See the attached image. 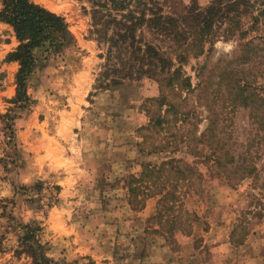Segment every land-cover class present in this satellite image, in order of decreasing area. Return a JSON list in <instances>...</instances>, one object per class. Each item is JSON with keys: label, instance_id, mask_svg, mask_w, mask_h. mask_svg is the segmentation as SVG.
Returning <instances> with one entry per match:
<instances>
[{"label": "rangeland", "instance_id": "1", "mask_svg": "<svg viewBox=\"0 0 264 264\" xmlns=\"http://www.w3.org/2000/svg\"><path fill=\"white\" fill-rule=\"evenodd\" d=\"M94 1L37 0L66 18L70 41L36 51L28 80L33 104L11 111L18 115L11 127L3 115L16 108L19 63L7 57L19 42L0 21V264H35L29 253L17 252L27 223L42 226L38 235L51 264H264V106L258 100L264 95V15L247 38L220 37L203 54L188 55L182 68L191 86L165 90L177 103L173 111L188 116L153 133L151 115H166L167 106L153 101L162 97L165 75L99 87L108 58L122 75L129 54L115 49L110 56L109 44L99 40L107 11ZM159 1L165 14L186 16L191 25L194 1L205 9L214 0ZM95 9L102 12L97 25ZM243 20L251 23L250 16ZM179 26L177 42L173 33L158 36L146 26L138 34L176 60L181 48L175 43L185 35ZM108 27L111 35L113 23ZM145 137L167 150L151 153L142 145ZM231 155L251 162L256 173L240 171L229 182L215 161L225 164ZM170 157L193 162L196 171L179 184L183 209L171 215L174 221H166L168 213L153 219L160 196L134 209L129 181L144 164ZM170 227L174 237L164 232Z\"/></svg>", "mask_w": 264, "mask_h": 264}, {"label": "trees", "instance_id": "2", "mask_svg": "<svg viewBox=\"0 0 264 264\" xmlns=\"http://www.w3.org/2000/svg\"><path fill=\"white\" fill-rule=\"evenodd\" d=\"M261 1L214 0L205 9H202L194 1L191 6V13L189 12V19L192 21L190 25L186 16L181 19V17L165 14L159 0H95V5L105 8L107 11L104 24L105 35H102L99 40L109 44L108 53L110 56L115 49L119 53L126 52V54H129L128 66L126 67V64H124L125 72L122 75H119L122 68L120 69L117 65H113L114 68H111L110 58H108L106 69L101 74L104 78L100 81L99 87L121 85L122 80L125 78L137 80L143 76L152 77L151 72L159 71L160 76L161 74L165 75L160 82L162 97L155 98L153 101L159 106H167V108L165 109L166 115H156L155 113L151 115L152 126L155 128L153 133H158L156 130H161L164 123L186 120L188 116L185 115L186 113L173 111L177 103L169 99V96L165 94V90L168 88L170 93L175 94L177 87L184 89L191 86L190 77L185 76L186 73L182 68L189 54L194 56L203 54L206 45L208 43L210 46L214 45L220 37L228 39L237 35L241 39H245L250 32L257 30L260 17L264 15V8L256 6ZM256 7L258 13L255 14ZM97 13L102 12L97 9L94 10L95 25L99 24L96 19ZM102 16L100 15V19ZM248 16L251 18L249 25L243 20ZM0 21L9 24L13 28L19 42L7 57V60L19 63L16 74V96L12 100L16 108H10V112L3 115L8 120V126L11 127L9 122H13L18 116L11 115V111L30 109L33 104V99L28 94V80L37 66L36 51L47 45H56L57 48H60L67 44L70 41L68 35L69 24L63 15L47 8L37 0H2ZM112 23L113 29L111 35H109L108 32L111 27H108V25ZM181 23L184 24L182 32L185 35L183 42L175 43L177 48H181L180 52L175 49L176 60L153 40L146 39L142 31L138 34V31L146 26L148 31L158 36H170V33H173L171 39L175 42L176 38L174 36L179 33L177 28L180 27ZM222 27L223 30H221ZM252 41L253 39H249L244 45L249 46ZM175 62L179 65H176ZM109 76H111V80L110 83H107L104 79H110ZM258 100L260 101V107L264 106V95L259 96ZM169 113L172 115H169ZM178 113L184 115H177ZM253 116L258 117L259 115ZM150 136L152 137L153 134ZM149 138L145 137L142 145L150 148L151 153L167 150L168 145L166 143L156 144L154 141H148ZM191 152L193 156L199 157L196 149L195 151L191 149ZM215 163L222 167V171L229 182L235 179L240 171L243 174L247 172L250 175L256 173L257 170L256 166L245 158L240 164L232 155L225 164H221L219 158L218 160L216 158ZM195 171V164L183 157H170L160 164L146 163L143 166L141 175L138 177L133 176L129 181V203L134 209H143L147 198L160 196L157 214L153 219H162L168 213L169 216L167 215L166 221H169L176 215L179 208L180 210L183 209L182 193L178 191L180 182H187L189 180L188 174H193ZM40 184H36V188ZM157 184L160 186L159 189ZM182 185L184 186L186 183ZM57 188L60 187L57 185ZM175 204L177 205L175 206ZM171 215L173 216L171 217ZM170 221H174V219L172 218ZM24 227L26 230L20 238L22 249H18L17 252L29 253L35 264H51L52 260L47 256L45 244L41 242L38 235L39 231L42 230V226L27 223ZM164 232L168 233L170 237L175 236L173 227Z\"/></svg>", "mask_w": 264, "mask_h": 264}]
</instances>
